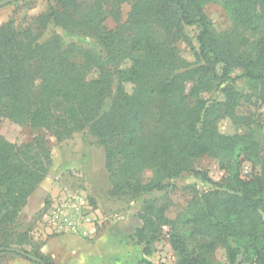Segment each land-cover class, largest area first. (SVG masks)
I'll use <instances>...</instances> for the list:
<instances>
[{
    "label": "trees",
    "instance_id": "trees-1",
    "mask_svg": "<svg viewBox=\"0 0 264 264\" xmlns=\"http://www.w3.org/2000/svg\"><path fill=\"white\" fill-rule=\"evenodd\" d=\"M106 1L115 0H48L46 10L28 21L0 25V117L49 129L58 140L86 129L104 149L113 196L173 189L172 181L193 172L203 157L230 172L241 162L250 164L252 177L242 179L235 169L225 185L214 183V189L192 195L183 223L198 238L196 247L189 248L165 209L149 199L142 201V226L134 237L148 256L169 227L176 264H264V139H256L250 115L237 113L251 95L236 86L244 80L260 88L264 100V0L222 2L231 32L257 37L244 53L233 49L230 32L215 31L203 11L214 0H117L131 3V10L114 30L104 26ZM190 27L197 30L196 46L185 32ZM64 36L93 44L66 42ZM180 41L190 46L192 61L181 56ZM220 122L244 132L222 134ZM2 144L0 225L7 219L4 210L26 205L50 165L42 140L19 148L31 154L25 163L15 147ZM145 170L152 172L147 182L141 179ZM40 248L22 251L41 264H55ZM217 251L222 263L211 260ZM5 255L30 261L0 252ZM138 264L150 262L143 258Z\"/></svg>",
    "mask_w": 264,
    "mask_h": 264
},
{
    "label": "rangeland",
    "instance_id": "rangeland-1",
    "mask_svg": "<svg viewBox=\"0 0 264 264\" xmlns=\"http://www.w3.org/2000/svg\"><path fill=\"white\" fill-rule=\"evenodd\" d=\"M222 2L223 0H214V2L206 4L203 11L213 23L216 32L231 33L229 35L230 41L236 52H249L252 43L257 37L245 31L232 33L233 24L228 19L225 11H223ZM48 4V0H20L7 4L0 8V25L10 19L20 23L25 20L28 21L30 17L45 11ZM130 10L131 3L129 2L106 1L103 11L105 28L114 30L122 26L127 22ZM185 32L190 38L192 46H196L194 37L197 30L194 27H190L186 28ZM64 39L66 42L74 41L86 46L93 44L92 40H84L80 37L69 38L64 36ZM177 48L180 49L181 56L184 59L187 61L193 60L190 46L185 42L180 41L177 44ZM236 86L243 93L251 95L249 101H241L237 108V113L252 117V128L255 137L262 142L264 139V100L259 98L261 89L258 87L253 88L252 85L244 80L237 81ZM189 87L190 85H187L185 92H188ZM127 88L129 90L130 86ZM209 96L203 95L204 98ZM218 130L220 133L227 135L235 132H244V129L237 130L227 122H220ZM36 139L43 141V147L49 155L50 165L44 181L47 179L51 181L53 194H51L52 196L49 195L45 200L40 212L33 215L26 214L23 211L26 205L19 211L13 210L14 208L10 209V207L4 210V215L7 219L6 222L0 225V243L10 244L11 247L8 248L26 249L31 252L38 250L39 246L42 245V241L37 236L42 230L40 226L41 211L50 204L53 197H61L66 194L77 195L85 199L90 209L97 213L99 217L96 220L94 233L98 232L101 235H106L105 240L100 241V250H93V253L88 257H80H86L83 262H80L81 264H116V261L118 264H138L143 258H146L150 264H176V256L168 241L167 232L169 227L162 228V235L159 240L151 245V254L148 256L143 255L142 245L136 243L135 232L137 228L142 226L141 220L138 219L142 201L149 199L156 206L163 207L166 218L175 222V228L186 236V243L189 248H194L199 244V240L196 237L189 236V227L184 226L183 223L185 221L184 209L194 192H205L214 189V183L225 185L228 182V177L235 169L242 179L250 178L256 173V170L246 162H241L238 168L230 172L223 170L217 161L209 157H203L195 162L193 172L185 173L182 177L172 181L173 189L163 192H152L141 195L138 198L120 194L113 196L111 191L114 182L105 166L104 149L86 129L74 132L69 136L66 133H62L61 139L58 140L57 136L49 129L32 130L26 123H17L8 118L0 117V147H2V143L15 147L16 151L14 150V153L18 155L19 161L28 162L31 156L30 152L25 153L26 149L20 150L19 148L31 146ZM260 153L264 157V148L261 149ZM42 158L39 160L44 163L45 160ZM151 176L152 172L145 170L141 175V179L143 182H147L151 179ZM13 211L18 213L12 214ZM57 236L73 235L62 234ZM84 240L91 242L93 238L91 236ZM126 240L129 245L138 247L132 256H124L120 253L121 247L126 243ZM50 259L55 264H59L52 258ZM211 260L215 263H222L224 260L223 253L217 251ZM0 264L34 263L15 255H5L0 256Z\"/></svg>",
    "mask_w": 264,
    "mask_h": 264
},
{
    "label": "crops",
    "instance_id": "crops-1",
    "mask_svg": "<svg viewBox=\"0 0 264 264\" xmlns=\"http://www.w3.org/2000/svg\"><path fill=\"white\" fill-rule=\"evenodd\" d=\"M51 188L50 180L47 179L42 182L28 198L23 211L29 215L39 213L44 206L45 200L49 195L53 194ZM48 234V232L41 230L37 235L40 241H42L40 252L42 255L49 256L59 264H81L80 262H83L86 257H80H88L93 253V250H100V241L106 238V235H101L98 232L92 235L93 241L91 242L77 236H57ZM137 248L138 247L129 245L126 240V243L121 247V252L120 250L119 252L124 256H132ZM115 263L118 264L117 261Z\"/></svg>",
    "mask_w": 264,
    "mask_h": 264
},
{
    "label": "built area",
    "instance_id": "built-area-1",
    "mask_svg": "<svg viewBox=\"0 0 264 264\" xmlns=\"http://www.w3.org/2000/svg\"><path fill=\"white\" fill-rule=\"evenodd\" d=\"M97 213L80 196L66 194L53 197L41 213L40 226L51 235H73L89 238L94 234Z\"/></svg>",
    "mask_w": 264,
    "mask_h": 264
},
{
    "label": "water",
    "instance_id": "water-1",
    "mask_svg": "<svg viewBox=\"0 0 264 264\" xmlns=\"http://www.w3.org/2000/svg\"><path fill=\"white\" fill-rule=\"evenodd\" d=\"M15 1H18V0H0V8L9 4V3L15 2ZM1 251L14 252V253H17V254L29 259L30 261H32L34 263L41 264V261L37 257L30 255V254H27L24 251L17 249V248H0V252Z\"/></svg>",
    "mask_w": 264,
    "mask_h": 264
}]
</instances>
